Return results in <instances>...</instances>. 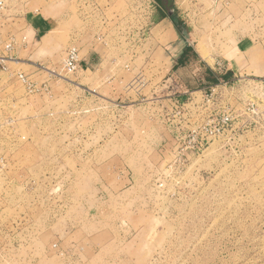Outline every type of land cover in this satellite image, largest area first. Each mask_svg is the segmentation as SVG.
Listing matches in <instances>:
<instances>
[{"label":"rangeland","instance_id":"374dc122","mask_svg":"<svg viewBox=\"0 0 264 264\" xmlns=\"http://www.w3.org/2000/svg\"><path fill=\"white\" fill-rule=\"evenodd\" d=\"M236 1H223V15L215 0L180 3L206 58L214 45L229 50L237 26L264 24V0ZM156 8L31 0L24 18L0 21V56L10 36L28 38L0 73V264H264V78L240 76L231 130L199 150V115L215 108L199 91L213 84L193 67L196 85L165 82ZM230 14L243 20L231 27ZM48 18L50 31L30 28ZM93 51L98 73L85 67Z\"/></svg>","mask_w":264,"mask_h":264},{"label":"crops","instance_id":"0c3cea01","mask_svg":"<svg viewBox=\"0 0 264 264\" xmlns=\"http://www.w3.org/2000/svg\"><path fill=\"white\" fill-rule=\"evenodd\" d=\"M156 5V13L154 14V28L151 32L154 37L165 36L169 39L168 44L165 46V51L170 55L171 59V73L166 76L165 82L174 83L177 87L189 88L190 86L196 85V79L193 77L194 73H191V67L195 68L196 72H201L199 77V82L201 85L204 83H209L211 80L207 79L206 74H203V68L213 76L216 82L220 81H233L239 78L243 73H247L249 69L252 70V76L258 78H264V24L262 26L256 25L252 27L251 22H246L245 26H237L234 29L231 36V44L228 47L229 50L222 51L218 46L214 45V50L212 51V56H209L205 52H201L199 44L192 41L188 32V21L186 20V15L180 14V3H184V0H153ZM223 1L226 0H215V14L223 15L224 11L218 13L217 9L221 7ZM245 4L246 8L252 7L254 5L246 2V0H241ZM261 1V0H260ZM259 0L255 4V7L260 2ZM238 2V0L236 1ZM224 4V3H223ZM257 10V9H256ZM245 11V9H244ZM34 14V20L40 22V16L38 13ZM243 17V16H242ZM242 17L237 18L236 15L230 14L228 16L224 15V20L232 21L231 27L236 25V23L242 21ZM258 17L256 15L255 19ZM258 19V18H257ZM56 20L48 18L40 26L36 23L34 26L30 24V28L34 33H45L53 29ZM234 23V24H233ZM160 35V36H159ZM156 38V40H157ZM89 54L85 60V67L87 71L91 73H98L100 68V58L98 52H88ZM203 55V56H202ZM209 59V60H208ZM214 62V63H212ZM218 62L224 64L226 67V72L221 73L218 71ZM190 65V66H189ZM207 65V66H206ZM248 75V74H247ZM209 81V82H208Z\"/></svg>","mask_w":264,"mask_h":264},{"label":"built area","instance_id":"2783aa9c","mask_svg":"<svg viewBox=\"0 0 264 264\" xmlns=\"http://www.w3.org/2000/svg\"><path fill=\"white\" fill-rule=\"evenodd\" d=\"M30 1L31 0H0V21L7 20L9 18L12 20L24 18L26 5ZM150 3H152L154 9L157 7L153 0H150ZM13 11L16 13L11 14ZM37 12L38 11H34L33 13ZM27 41L28 38L26 36L22 37L20 41L16 38V36H10V39L6 42L4 48L7 56H0V73H11V69L8 64L17 62V59H14L12 54L16 52L18 48L26 46ZM78 61V49L74 47L68 52L65 69L69 73L75 72L77 70ZM217 68L221 73L226 72V67L220 62H218ZM15 76L26 88V91L28 90V93L34 94L40 91L41 88H39L37 84L30 80V78H28L24 73L15 72ZM241 77L236 78L233 81H220L216 85L199 91L202 101L206 100L208 103L213 102L215 107L213 110L199 115V150L207 148L211 141H215L217 138L224 136L229 129L231 130L234 118L229 101L231 100L230 97L237 94L235 87L239 83H243V81L247 80L246 78ZM255 89L257 88L255 87ZM196 93L198 94V92ZM219 101L221 102L218 104ZM187 102L186 99L180 100V104L184 107L187 105ZM191 102L192 103L188 102V104H193V106H195L199 111L201 108V102H197L196 98H193ZM199 113H201V111H199Z\"/></svg>","mask_w":264,"mask_h":264},{"label":"trees","instance_id":"16d2710c","mask_svg":"<svg viewBox=\"0 0 264 264\" xmlns=\"http://www.w3.org/2000/svg\"><path fill=\"white\" fill-rule=\"evenodd\" d=\"M214 78V77H213ZM211 80V79H210ZM211 83L213 84V85H216L218 82H216V80L215 79H213V80H211Z\"/></svg>","mask_w":264,"mask_h":264}]
</instances>
